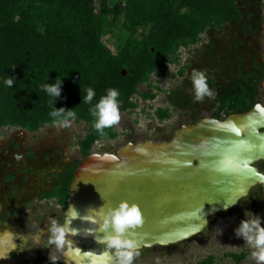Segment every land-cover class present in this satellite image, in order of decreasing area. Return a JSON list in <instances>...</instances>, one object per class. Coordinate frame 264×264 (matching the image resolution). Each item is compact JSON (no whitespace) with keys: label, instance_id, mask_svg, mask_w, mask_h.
<instances>
[{"label":"trees","instance_id":"16d2710c","mask_svg":"<svg viewBox=\"0 0 264 264\" xmlns=\"http://www.w3.org/2000/svg\"><path fill=\"white\" fill-rule=\"evenodd\" d=\"M239 1L0 0V129L14 126L35 132L58 123L50 115L55 107L71 109L77 120L89 123L81 141L87 156L97 139H114L118 134L114 125L101 135L89 112L107 90L119 92L121 110L137 107L135 94L153 99V87L141 93L140 85L151 84L153 73L165 75L179 49L199 42L205 29L239 22L243 17ZM117 30L125 37L114 51L106 33ZM254 75L264 77V66ZM9 78L11 87L5 84ZM56 79L62 80V87L55 100L42 86ZM254 86L246 83L239 93L227 92L224 104L234 101L239 111L250 108ZM88 88L95 92L90 104L84 102ZM156 115L164 119L171 113L158 109ZM74 169L68 170L58 194L63 204ZM245 256L234 254L237 260ZM213 262L209 256L200 264Z\"/></svg>","mask_w":264,"mask_h":264},{"label":"water","instance_id":"95a60500","mask_svg":"<svg viewBox=\"0 0 264 264\" xmlns=\"http://www.w3.org/2000/svg\"><path fill=\"white\" fill-rule=\"evenodd\" d=\"M263 157L261 102L224 119L207 116L182 125L170 139L130 140L116 152H91L74 172L65 221L69 206H75L80 213L71 221L76 236L100 243L104 233L93 222L99 217L92 209L106 211L127 201L144 217L129 237L137 241L136 251L175 245L202 233L211 216L233 208L258 182L264 184V174L253 165ZM115 259L108 249L74 247L68 261L112 264Z\"/></svg>","mask_w":264,"mask_h":264},{"label":"rangeland","instance_id":"374dc122","mask_svg":"<svg viewBox=\"0 0 264 264\" xmlns=\"http://www.w3.org/2000/svg\"><path fill=\"white\" fill-rule=\"evenodd\" d=\"M239 3L243 12L240 22L227 23L221 29H205L199 42L179 49L177 61L168 65L165 75L153 73L151 84L140 85L141 93L153 87V99H144L135 94L133 99L137 102V107L128 110H121L118 103L120 121L115 125L117 137L97 139L90 152H116L130 140L170 139L173 130L191 118L190 106L175 110L170 103V96L177 90L186 93L188 101L200 108L201 114L213 112L222 86L234 78L239 67L247 72L252 70L255 63L261 64L264 59L263 25L259 24L260 30L257 33L244 34L243 31L244 23L261 21L264 15V0H241ZM256 4H259L258 8ZM124 37L123 32L119 30L106 33V40L114 51L118 49ZM193 71L204 73L211 96L205 95L201 100L195 99L191 81ZM259 99L264 102L262 89L259 90ZM166 107L172 115L160 119L156 111ZM89 128L88 122L76 118L67 124H46L35 132L14 126L4 127L0 129V144L9 149L15 138L23 137L26 143L18 149L21 156L28 154L27 147L31 145L40 157H43L42 153L50 152L54 160L81 161L84 158L81 141L88 134ZM56 212L62 213V210ZM240 222L238 219L220 222L207 227L190 240L166 247L154 246L138 250V254L133 256L132 264H198L208 255L215 257L213 264H255L250 256L251 249L244 244L242 238L238 239L234 234V229ZM97 248L103 250L107 247L101 244ZM243 250L247 251V255L242 261L236 262L225 256V253ZM112 264H115V261Z\"/></svg>","mask_w":264,"mask_h":264},{"label":"flooded vegetation","instance_id":"af4514ba","mask_svg":"<svg viewBox=\"0 0 264 264\" xmlns=\"http://www.w3.org/2000/svg\"><path fill=\"white\" fill-rule=\"evenodd\" d=\"M263 18L264 15L260 22L244 23V34L259 32L260 23L264 29ZM263 66L264 59L261 64L255 63L252 70L247 72L242 71L240 66L234 78L222 86L221 92L217 95L216 108L209 114H201V109L188 101L186 93L179 90L175 91L170 96V103L175 110L179 108L185 109L186 105L190 106L189 115L191 118L187 122L180 123L173 130L170 138L174 136L175 130L182 125L195 124L201 118L210 116L224 119L231 113L246 112L259 102L264 105V102L259 99V90L262 89L264 91V77L260 78V76L254 75V73H260V67ZM246 83L255 84L254 91L250 93L254 100L250 108L239 111L234 109V101L224 104L227 92L235 91L239 93ZM166 108L169 109L168 107ZM169 112L171 113L170 109ZM25 143V138H15L9 148L11 150L0 144V264H70L68 261L69 254L74 247L96 253L106 250L107 248L98 250L97 247L102 243L76 235L67 237L68 240L72 241V246L69 248L66 245L62 251L55 249L54 245L48 244L50 236L48 229L51 220L55 219L58 223L65 222L67 200L63 204L58 196L61 186L65 183L68 170L75 167V172L82 160H54V156L50 152H47V154L42 153L43 157H40L34 152L35 147L31 145L27 147V150H29L28 154L21 156L18 149ZM40 148L38 147V149ZM253 165L264 174V157L256 160ZM57 210H62V213H57ZM245 214L252 218H254L252 214L258 215L264 220L263 183L258 182L255 184L250 189L249 194L242 198L233 208L211 216L209 226L234 219L242 221L246 218ZM111 252L114 255V250H111ZM241 253L247 255V251L243 250L241 252L225 253V256H229L231 260L239 262L242 260H237L234 254ZM51 256L56 257L55 261L50 259ZM209 256L213 255L206 256L198 264Z\"/></svg>","mask_w":264,"mask_h":264},{"label":"clouds","instance_id":"9594fccd","mask_svg":"<svg viewBox=\"0 0 264 264\" xmlns=\"http://www.w3.org/2000/svg\"><path fill=\"white\" fill-rule=\"evenodd\" d=\"M192 85L195 91V99L201 100L205 95L211 96L206 77L203 72L193 71L191 76ZM8 87L13 85V79L5 80ZM62 80L56 79L54 83H47L42 86L43 90L55 100L61 96ZM95 96L93 89H87V95L84 98L85 103H91ZM119 92L116 89H108L107 94L89 109L91 115L95 118L94 128L103 134L105 128L117 125L120 121V112L117 97ZM57 122L62 124L69 123L76 118V113L71 109L56 107L50 113ZM97 212L99 219H94V223L99 224V230L104 233L100 243L106 245L108 250H114L115 264H132L133 256L136 253L137 241L130 239L135 235L134 230L144 223V217L140 207L135 204H129L127 201H121L116 207L109 208L106 211L92 209ZM68 220L64 223H58L55 219L50 222L48 229L50 236L49 245H54L57 250H64L67 245L72 246V241L68 240L69 235H77L78 230L71 227V221L80 218V213L75 206H69ZM246 219L234 229L236 238L243 239L244 244L251 249V259L255 264H264V220L258 215L252 214L249 217L245 214ZM91 231V230H90ZM107 255V253H105ZM55 261L56 257L51 256Z\"/></svg>","mask_w":264,"mask_h":264}]
</instances>
